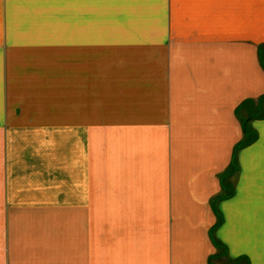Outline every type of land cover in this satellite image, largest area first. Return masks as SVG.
<instances>
[{
  "label": "crops",
  "instance_id": "0c3cea01",
  "mask_svg": "<svg viewBox=\"0 0 264 264\" xmlns=\"http://www.w3.org/2000/svg\"><path fill=\"white\" fill-rule=\"evenodd\" d=\"M0 264H264V0H0Z\"/></svg>",
  "mask_w": 264,
  "mask_h": 264
},
{
  "label": "rangeland",
  "instance_id": "374dc122",
  "mask_svg": "<svg viewBox=\"0 0 264 264\" xmlns=\"http://www.w3.org/2000/svg\"><path fill=\"white\" fill-rule=\"evenodd\" d=\"M59 63H63V68H64V61H58Z\"/></svg>",
  "mask_w": 264,
  "mask_h": 264
}]
</instances>
